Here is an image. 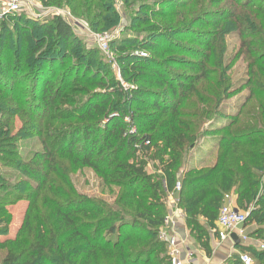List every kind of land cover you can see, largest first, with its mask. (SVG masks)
Returning <instances> with one entry per match:
<instances>
[{
  "label": "trees",
  "instance_id": "16d2710c",
  "mask_svg": "<svg viewBox=\"0 0 264 264\" xmlns=\"http://www.w3.org/2000/svg\"><path fill=\"white\" fill-rule=\"evenodd\" d=\"M39 1L97 33L121 19L114 0ZM223 1L123 0L132 35L109 42L117 74L60 15L0 18V264H170L159 237L170 192L199 240L233 192L264 243V0L213 9ZM231 32L246 64L237 85L224 59ZM132 39L139 50L126 51ZM243 91L228 112L225 101ZM32 138L40 149L23 154L18 144ZM201 143L216 147L213 162L188 167ZM124 149L150 153L157 172ZM77 165L121 188L113 204L75 194ZM21 201L8 237V208ZM236 246L264 261V249ZM227 262L241 264L238 254Z\"/></svg>",
  "mask_w": 264,
  "mask_h": 264
},
{
  "label": "rangeland",
  "instance_id": "374dc122",
  "mask_svg": "<svg viewBox=\"0 0 264 264\" xmlns=\"http://www.w3.org/2000/svg\"><path fill=\"white\" fill-rule=\"evenodd\" d=\"M225 2H226V0H224L223 2L218 4L217 6H213V9L222 7L224 5H227V7H230V5L225 4ZM37 5L38 6L36 7V9H34L32 14L35 13L37 15V17H39V16L45 17V12H46L45 6H43L40 1L38 2ZM53 8H55V7H49V9H53ZM114 8L121 17L119 24L117 26H115V28L116 27L122 28L121 32H119L118 35L123 36V37L124 36H126V37L131 36L132 35L131 30L132 29L131 28L129 30L126 29V23H127L126 17L128 16V11H130V9L124 8L123 0H114ZM32 14H28V16L34 17V15H32ZM34 18L36 19V17H34ZM77 19H79L83 23L85 22L81 18H77ZM84 24L86 27L81 28V35H79V36L81 37V39L85 43L86 47L87 48L94 47L96 50H99L100 53L97 54L98 56L97 55L96 56L102 57L103 60L105 59V61H107L110 64L109 66H111V68L114 69L115 73L117 74L119 67L115 62H113V59L109 58L110 55H112V53L115 52V50L111 49L109 44L105 48V51L101 50L99 45H98V42L94 39V36H93L95 34H101V33H97V32H94L93 30H91V28L89 27L87 22H85ZM115 28H113V29H115ZM105 33H107V32H105ZM130 41L133 43L130 44L129 47H127L126 51L139 50L137 44H135L136 40L134 41V39H132ZM224 43H225V48H226L225 53H224V59L227 62V64H229L231 66L230 74L233 78V82L237 85L238 81H241V80L246 78V64L241 57H238L239 40H238L237 35L235 33H232V32L228 33L225 36V42ZM105 69H106V67H105ZM118 76H119V74H118ZM124 85H125V83H123L122 87H124ZM126 86L127 85H125V88H126ZM244 93H246V91H243L240 94L234 96L233 98L225 101V105H226L225 108L228 112L234 110L233 107L236 106V103L239 101V97L241 95H243ZM130 131L134 132V128ZM99 139H102L101 135L99 136ZM201 144H204V143H201ZM18 146H19L20 151L23 154H27L28 152L30 153L34 150L40 149V144L37 142V140L35 138H32L30 140H26V141L23 140L18 144ZM215 152H216V147L211 146L210 143H206L203 145V148L201 147L200 149H198V148L194 149V151L192 152V156H191L190 161H193L195 158L197 159L200 157V158L206 160V161H202L205 166L210 165L211 164L210 162L214 156L213 153H215ZM121 157L129 158L130 162L132 161V159H131L132 157L137 158L139 161H143L145 163V170L147 172L156 173L157 168L159 167V162L150 159L151 158L150 153L145 155L143 153L137 152V153H135V155H133L130 152V150L124 149L122 154H121ZM0 171L1 172L5 171V168L2 165H0ZM9 176H11V175H8V174L5 175L4 174V177H5L4 181L9 182V180H10ZM68 177H69V183L73 187L74 192L77 196L97 200L103 204H105V202L108 204H113L117 198L118 193L121 191V188L119 186H117V185H115L109 181L105 182V178H103L102 176L97 174L91 168H88L85 166L77 165L76 167L70 168ZM0 182H2V181L0 180ZM231 193H233V192H231ZM171 199H173L174 202H172ZM177 203L178 202H177L176 196H173L172 198H169L167 196V198H166L167 215H169L171 212L176 213L175 207L182 210L180 207H178ZM26 206H27V203L24 201H21L15 205H13L12 207L8 208L9 209V215H10V223L7 226L8 235H9V233L12 235H15L17 229L20 227L22 220H23V216L25 213ZM240 209L242 210L241 207H240ZM182 212H183V210H182ZM0 227H3V224L0 225ZM255 227L256 226L254 223L248 224L246 231L251 232L255 229ZM4 237H6V235L5 236L0 235V240L3 239ZM261 243H263V242H261ZM1 255H2V252L0 251V257H1ZM262 264H264V261L262 262Z\"/></svg>",
  "mask_w": 264,
  "mask_h": 264
},
{
  "label": "built area",
  "instance_id": "2783aa9c",
  "mask_svg": "<svg viewBox=\"0 0 264 264\" xmlns=\"http://www.w3.org/2000/svg\"><path fill=\"white\" fill-rule=\"evenodd\" d=\"M39 0H0V18L5 16L8 13H24L26 15L32 14L34 9L38 6ZM45 16L47 14H56L60 15L68 24L71 25L73 30L81 35V28L86 27L85 22L83 23L79 19L71 15L68 10L53 8L49 9L45 7ZM36 19H42L44 16H39L34 13L32 14ZM33 17V18H34ZM122 28L116 27L110 32L95 34L94 39L98 42V45L101 50L105 51V48L109 42L116 37H119V32ZM112 59V55L110 57ZM128 120L127 118L125 119ZM145 145L148 144L147 141L144 142ZM180 190V183L177 182L174 191L178 192ZM169 198L173 197V192L167 193ZM174 202L173 199H171ZM174 204V203H173ZM250 209V208H249ZM249 209L241 210L239 209L231 197L230 194L224 195L223 205L220 207L218 216L216 219V224L213 231L216 233L217 237L221 240H229L232 243L236 241L242 245H245L249 239L247 232L245 230V220L248 215ZM171 216L167 215L165 218L164 226L161 227L159 237L163 240L168 249L169 263L170 264H183V261L180 259V250L177 247V240L175 236L169 235L168 231L171 225ZM232 235H235L236 241L231 238ZM258 249L263 250L264 244L259 243ZM187 257L190 259L192 257L191 251L187 252ZM238 258L241 264H252L253 260L247 253H238Z\"/></svg>",
  "mask_w": 264,
  "mask_h": 264
},
{
  "label": "crops",
  "instance_id": "0c3cea01",
  "mask_svg": "<svg viewBox=\"0 0 264 264\" xmlns=\"http://www.w3.org/2000/svg\"><path fill=\"white\" fill-rule=\"evenodd\" d=\"M213 154L215 156V153ZM214 156L210 163L213 162ZM195 159L193 161H190L188 167L198 168L205 166L202 162L206 161L205 159H202L200 157L196 160ZM228 194L231 195L235 205L237 206L235 195L233 193ZM175 210L176 213L171 212L169 214V216H171L172 224L170 225V227H168V234L176 237L177 247L180 250L179 256L183 261V264H227V261H229L231 257L237 255L238 253H241L239 247L236 246V244H239L240 246L242 244L238 243L237 241L235 243H232L229 240L221 241L213 231L214 228L207 229L206 237H204L202 240H199V236L196 231L188 228L182 210L177 207H175ZM201 222L203 225H205V220L202 219ZM246 228L247 226H245V230ZM250 233V231L247 232L249 239L244 246H253L258 249V244L261 241L257 238L251 237L249 235ZM11 236L14 235L9 233L8 237ZM188 251H191L192 253V257L190 259L187 257Z\"/></svg>",
  "mask_w": 264,
  "mask_h": 264
},
{
  "label": "water",
  "instance_id": "95a60500",
  "mask_svg": "<svg viewBox=\"0 0 264 264\" xmlns=\"http://www.w3.org/2000/svg\"><path fill=\"white\" fill-rule=\"evenodd\" d=\"M231 238L236 241L235 235H232Z\"/></svg>",
  "mask_w": 264,
  "mask_h": 264
}]
</instances>
